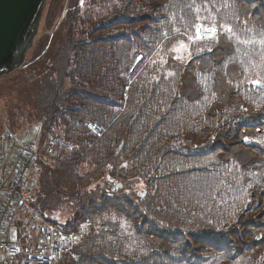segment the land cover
I'll use <instances>...</instances> for the list:
<instances>
[{
    "label": "trees",
    "instance_id": "1",
    "mask_svg": "<svg viewBox=\"0 0 264 264\" xmlns=\"http://www.w3.org/2000/svg\"><path fill=\"white\" fill-rule=\"evenodd\" d=\"M81 1L33 66L44 131L77 146L40 168L34 199L91 223L67 264H264V88L249 82L264 81V46L225 33L187 63L172 53L192 34L182 16L259 41L264 0ZM61 2L49 0L48 26Z\"/></svg>",
    "mask_w": 264,
    "mask_h": 264
},
{
    "label": "water",
    "instance_id": "2",
    "mask_svg": "<svg viewBox=\"0 0 264 264\" xmlns=\"http://www.w3.org/2000/svg\"><path fill=\"white\" fill-rule=\"evenodd\" d=\"M47 0H0V76L18 68L32 46Z\"/></svg>",
    "mask_w": 264,
    "mask_h": 264
},
{
    "label": "rangeland",
    "instance_id": "3",
    "mask_svg": "<svg viewBox=\"0 0 264 264\" xmlns=\"http://www.w3.org/2000/svg\"><path fill=\"white\" fill-rule=\"evenodd\" d=\"M50 29H51V26L50 27L43 26L42 28L40 26V32H39L40 36L42 34H44L45 32L49 31ZM46 34H48V32ZM175 53H176V57L179 56L180 57L179 59H182V58H184L186 51L181 50V51L175 52ZM24 68H26V66ZM10 78L11 77L8 78V81L10 80ZM22 78L27 79L28 76L26 75V76L20 77V79H22ZM18 79L19 78L14 79V80H12L9 83L6 82V84H4L2 86V92L4 93L3 102H8L9 100H14L13 104H15V105L7 107V108L5 106V109L3 107H1L2 105H0V109L2 110L1 113L5 114L7 116V114H6V112H7L8 115H12L10 118L12 120H15V121L18 119V117H20V115H22V116H31V118L34 119V116H33L34 113L29 108V105L32 104V99L29 98V96L26 97L24 91L22 90L23 86H27L28 88L31 89L32 86H33V81L30 78H28L27 80L22 79L21 83H20V82H18ZM0 83H1V81H0ZM5 85H6V87L4 89ZM3 102H1V103L4 105ZM1 118L2 117L0 116V122L2 121ZM20 118L23 119V117H20ZM24 121H26V120L24 119ZM30 123H34V121L30 122ZM15 125L16 124H14V126ZM39 133H40V126L27 125V126H25L23 128L15 129V136H16L17 140L19 138L18 142H20L22 144H25V143H28V142H31V141H36L38 136H39ZM31 179H32V177H31ZM32 201H33V199L31 197L30 201H29V204ZM259 206H260V203L256 202V204L254 205V207L256 208V211L258 210ZM23 212H25V209L23 210ZM255 212L248 219L253 221L252 219L257 216V214ZM261 214H263L262 215L263 217H261L260 220H258V222H259V224L264 225V212L262 213V210H261ZM240 230H242V228H240ZM251 232H254L255 235H256V234L259 233V230H256V231L255 230H251ZM244 242H245V244H242V246H244L245 249H246V246H250V245L246 241V236L245 235H244ZM245 249H243L242 251H244ZM251 257H252V255H251ZM252 261L253 260H251V263H252ZM14 264H17V261H14Z\"/></svg>",
    "mask_w": 264,
    "mask_h": 264
},
{
    "label": "snow or ice",
    "instance_id": "4",
    "mask_svg": "<svg viewBox=\"0 0 264 264\" xmlns=\"http://www.w3.org/2000/svg\"><path fill=\"white\" fill-rule=\"evenodd\" d=\"M200 9L196 8L194 9V12L199 13ZM170 19H175V17H170ZM182 20H185L187 22V24L190 26L192 32L194 34H188V29L185 28L184 33L188 35V40L191 43H195L196 41H203L205 39L211 41L214 39H218V35L220 34H227L228 35V39L232 40L235 39V42L237 44L240 43H260L262 46H264V30H262L259 33V41L255 40V39H251V40H242L238 37V35L235 34L236 30L234 28L233 25L228 24V25H224L218 22H213L211 24H205L202 20L201 17H199V15L196 16L195 22L188 20L186 17L182 16L181 17ZM179 31V30H177ZM188 51L190 53V48L187 44L183 43V41L180 42V44L177 47H174L172 49L173 52H179V51ZM209 51H211V49H208ZM177 59H179L180 57L177 56ZM189 59H191V56L189 54ZM262 63H264V57H262ZM170 75H174L170 74ZM252 85L254 86H259L260 88H264V81L260 80V79H252L249 81ZM245 139L247 140L248 138L245 137Z\"/></svg>",
    "mask_w": 264,
    "mask_h": 264
}]
</instances>
